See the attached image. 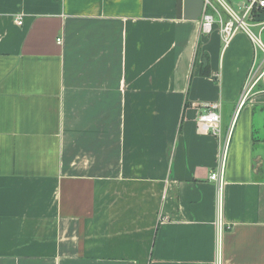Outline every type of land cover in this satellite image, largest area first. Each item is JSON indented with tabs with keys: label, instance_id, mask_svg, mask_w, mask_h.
Masks as SVG:
<instances>
[{
	"label": "crops",
	"instance_id": "1",
	"mask_svg": "<svg viewBox=\"0 0 264 264\" xmlns=\"http://www.w3.org/2000/svg\"><path fill=\"white\" fill-rule=\"evenodd\" d=\"M176 1L0 0V264H264V53Z\"/></svg>",
	"mask_w": 264,
	"mask_h": 264
},
{
	"label": "built area",
	"instance_id": "2",
	"mask_svg": "<svg viewBox=\"0 0 264 264\" xmlns=\"http://www.w3.org/2000/svg\"><path fill=\"white\" fill-rule=\"evenodd\" d=\"M215 1L223 8L225 13L222 14L212 0H203L202 13L199 19L200 31L203 34H211L217 29L223 43L226 45L234 34L241 30L247 34L255 46L259 45L264 53V44L259 34L257 35L251 30V22L247 20H255L256 16L264 11V0H240V3L236 4H229L224 0ZM17 23H22L21 17H18ZM259 25H261L259 30L260 33L264 28V22ZM57 41L59 42L60 39L58 38ZM263 73L264 68L259 75ZM254 76V72H251L247 76L246 87H251L257 81V78L254 79ZM247 91L248 89L244 91L242 102L247 96ZM219 121V104L215 102L206 103L204 109L198 114L199 129L216 134L220 131ZM221 173H223V163L218 172L210 174V179H215L217 176L219 177Z\"/></svg>",
	"mask_w": 264,
	"mask_h": 264
},
{
	"label": "water",
	"instance_id": "3",
	"mask_svg": "<svg viewBox=\"0 0 264 264\" xmlns=\"http://www.w3.org/2000/svg\"><path fill=\"white\" fill-rule=\"evenodd\" d=\"M203 0H177L176 16L197 20L202 13Z\"/></svg>",
	"mask_w": 264,
	"mask_h": 264
},
{
	"label": "rangeland",
	"instance_id": "4",
	"mask_svg": "<svg viewBox=\"0 0 264 264\" xmlns=\"http://www.w3.org/2000/svg\"><path fill=\"white\" fill-rule=\"evenodd\" d=\"M213 2H214V4L219 8V10L221 11V13L222 14H224L225 12H224V10H223V8L215 1V0H212ZM224 1H226L227 3H229V4H236V3H240V0H224ZM248 20V22H251V20L250 19H247ZM250 28H251V30L255 33V34H258V31H257V29L258 28H254V27H252V26H250ZM261 37V40H262V42H263V44H264V31H263V33H262V35H260ZM257 47V52L259 53V54H262V49H261V47L259 46V45H257L256 46Z\"/></svg>",
	"mask_w": 264,
	"mask_h": 264
},
{
	"label": "trees",
	"instance_id": "5",
	"mask_svg": "<svg viewBox=\"0 0 264 264\" xmlns=\"http://www.w3.org/2000/svg\"><path fill=\"white\" fill-rule=\"evenodd\" d=\"M200 74L207 75V71H200Z\"/></svg>",
	"mask_w": 264,
	"mask_h": 264
}]
</instances>
